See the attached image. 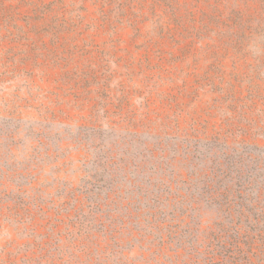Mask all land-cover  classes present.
<instances>
[{
	"label": "rangeland",
	"instance_id": "rangeland-1",
	"mask_svg": "<svg viewBox=\"0 0 264 264\" xmlns=\"http://www.w3.org/2000/svg\"><path fill=\"white\" fill-rule=\"evenodd\" d=\"M263 227L264 0H0V264H264Z\"/></svg>",
	"mask_w": 264,
	"mask_h": 264
},
{
	"label": "trees",
	"instance_id": "trees-1",
	"mask_svg": "<svg viewBox=\"0 0 264 264\" xmlns=\"http://www.w3.org/2000/svg\"><path fill=\"white\" fill-rule=\"evenodd\" d=\"M157 180L162 182L160 178H157ZM251 182L253 183L254 186L253 187L254 198L251 199L257 201L259 200L258 197H259L260 189L261 187H263V183L259 182L257 177H253ZM166 191L167 190H162V192L145 191L140 194V198H138V200L139 203H141L142 205L141 215L142 217H145V219H148L150 223L156 224L158 221L164 219V217H166L168 214H171L174 211V209L180 206L178 204H181L185 200V197L183 195H174L173 192H166ZM171 193L173 195H170ZM95 196H97V199L101 202H106L108 200H111V203L112 202L116 203L117 199H119V201L122 202L124 200L123 197H125L124 195H122L121 197V195L118 193H109V192H105L102 195L95 194L94 197ZM110 196L112 197L110 198ZM177 198H179L178 201L176 200ZM261 233L264 234V227L263 230H261Z\"/></svg>",
	"mask_w": 264,
	"mask_h": 264
}]
</instances>
